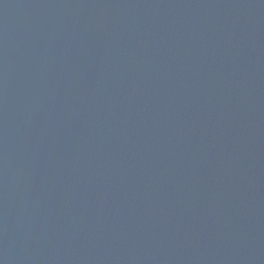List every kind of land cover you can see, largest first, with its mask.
<instances>
[{"label": "water", "instance_id": "obj_1", "mask_svg": "<svg viewBox=\"0 0 264 264\" xmlns=\"http://www.w3.org/2000/svg\"><path fill=\"white\" fill-rule=\"evenodd\" d=\"M0 264H264V0H0Z\"/></svg>", "mask_w": 264, "mask_h": 264}]
</instances>
